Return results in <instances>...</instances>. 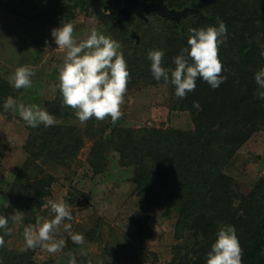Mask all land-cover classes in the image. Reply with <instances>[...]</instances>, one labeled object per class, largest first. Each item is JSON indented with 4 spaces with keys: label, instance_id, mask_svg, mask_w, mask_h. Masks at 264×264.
<instances>
[{
    "label": "trees",
    "instance_id": "16d2710c",
    "mask_svg": "<svg viewBox=\"0 0 264 264\" xmlns=\"http://www.w3.org/2000/svg\"><path fill=\"white\" fill-rule=\"evenodd\" d=\"M97 1L99 7L92 0H0V9L12 14L41 12L47 17V22L56 26L63 21L75 22L79 10L94 11L108 18L111 30L114 28L115 33L119 31L122 42L130 44L131 41L133 45L142 47L130 34L132 30H137L135 21L140 18L132 13L126 19L107 0ZM164 2L169 8L192 7L195 12L181 17L180 21L147 12L148 21L143 20V24H159L153 25L158 34L139 54H132L131 47L127 48L128 57L137 61L127 64L130 77L141 74L154 83H165L163 79H154L148 52L163 50V66L174 69V58L188 47L190 29L218 27V20H222L227 34L220 45L219 58L226 80L213 89L198 78L195 90L186 98H180L189 109L193 128L152 127L137 130L116 126L107 138L108 125L86 127L93 132L94 140L88 161L93 171L100 173L105 169L107 152L114 150L120 154V164L137 166L140 180L134 182V195L146 205L153 204L165 217H174L177 238L186 233L194 237L197 247L194 253L198 256L194 264H207V253L222 226L239 229L242 224L250 227L246 238L241 237L239 241L245 246L243 264H264V174L252 190L243 195L231 188L235 179L226 173L239 149L255 133L264 131V99L256 95L264 89L254 79L255 74L264 68V0ZM105 11L109 12L108 16ZM137 32L139 34V30ZM14 91L7 79L0 78V110L4 109L9 96H16ZM197 104L198 107L195 106ZM44 108L56 117L77 118L74 110L63 105L60 91L55 99L45 103ZM28 128L30 134L25 144L28 161L17 174L8 192L7 203L0 207V215L11 216L20 211L23 223L34 225L38 215L46 210L42 208L55 180L54 175L45 170V165L70 168L82 147L83 138L78 133L81 130L73 124L48 127L40 124L36 128ZM140 207L145 208L141 203ZM134 220L138 231L144 228L152 231L147 219L139 221L135 217ZM12 223L9 220L10 228ZM3 232L0 229V234ZM7 237L5 246L0 248L3 264H55L37 261L36 248L9 249ZM111 262L117 264L115 256Z\"/></svg>",
    "mask_w": 264,
    "mask_h": 264
},
{
    "label": "rangeland",
    "instance_id": "374dc122",
    "mask_svg": "<svg viewBox=\"0 0 264 264\" xmlns=\"http://www.w3.org/2000/svg\"><path fill=\"white\" fill-rule=\"evenodd\" d=\"M92 3L99 7L97 0H92ZM77 13L73 22V36L77 42L86 39L95 29L120 43L119 51L123 53L127 64L129 61L137 62L134 57H128L129 46L132 54H139L158 34L154 26L159 24H143L145 20L141 18V21H135L141 35L142 47H138L131 41L130 44L122 42L119 31L115 33L114 28L111 30L107 17L94 11L79 10ZM105 14L108 16L109 12L105 11ZM46 19L43 13L37 11L12 14L0 9V78L8 80L21 66H29L35 73L30 88L15 89L16 96H11L17 105L37 104L45 109V103L55 99L59 93L58 73L66 50L59 49L51 36V30L59 26ZM184 105L186 103L183 104L175 95V87L171 83H154L141 74H135L130 77L127 85L121 106L122 116L115 123L110 117L103 121L93 117L82 124L78 118L55 116V124L76 125L81 130L78 133L83 138V144L70 168L45 165V170L53 174L55 180L42 208L46 209L45 212L39 214L37 223L32 225L34 230L38 228L39 220L54 218L50 201L67 202L73 219L64 222L71 224L70 230L66 231L62 224L55 233L57 240L65 241L63 249L52 254L37 247V261L69 264V254L72 253L76 256L77 264H88L89 260L92 264H112L114 256L117 264H194L198 257L194 253L197 248L194 237L186 233L177 238L175 218L165 217L153 204L146 205L134 195L133 177L137 166L120 164V154L114 150L107 152L106 166L100 173H95L88 161L94 140L93 132L86 127L108 125L105 133L107 138H110L116 126L137 130L152 127L193 128L189 109ZM29 134V128L19 116L18 110H0V207L7 203L14 180L28 161L25 144ZM226 173L235 179L231 184L235 192L246 195L252 190L255 182L264 174V131L255 133L239 149L235 159L226 168ZM140 203L145 206L144 209ZM235 205L237 207L238 203ZM135 217L139 221L147 219L152 231L148 228L138 231ZM23 221L12 223L11 228L8 226L11 229L7 237L9 249L26 248L24 228L28 224ZM242 225L239 229L234 227L239 241L241 237L246 238L250 228ZM77 233L84 236L83 244H76L71 239V234ZM240 245L244 252L245 246Z\"/></svg>",
    "mask_w": 264,
    "mask_h": 264
},
{
    "label": "clouds",
    "instance_id": "9594fccd",
    "mask_svg": "<svg viewBox=\"0 0 264 264\" xmlns=\"http://www.w3.org/2000/svg\"><path fill=\"white\" fill-rule=\"evenodd\" d=\"M73 33L72 22L63 21L59 27L51 30V36L58 48L66 50L63 65L58 73V88L63 97V105L74 110L82 124L93 117L99 121L110 117L115 123L122 116L121 106L130 81L127 62L119 51L121 45L95 29L80 42H77ZM226 34L227 27L222 20H218V27L190 29L188 47L183 48L174 58V69L163 66V50H150L148 59L154 79H163L166 84L174 85L175 95L181 99L195 90L198 78H202L211 88H218L226 80L222 75L223 64L219 58V48ZM34 75L31 67L21 66L8 80L15 89L30 88ZM254 79L256 84L264 89V68L255 74ZM256 95L264 99V91H259ZM195 106L198 107V104ZM4 109L18 110L19 116L32 128L40 124L45 127L53 126L56 123V117L40 105H17V101L11 96L5 100ZM50 204L54 218L39 220L35 230L32 225L24 228L27 249L41 247L55 254L65 246V241L57 240L55 233L62 224L66 231L70 230L71 224L64 223L73 219L70 205L64 200L50 201ZM22 219L23 213L20 211H15L11 216L0 215V229L4 230L3 234H0V248L5 246V236L11 234V229L8 228L9 220L20 223ZM71 239L76 244L84 243L82 234H71ZM69 255V264H77L75 254ZM242 258L243 249L234 226H222L207 253V264H243ZM0 264H3L2 260ZM88 264H92L91 260Z\"/></svg>",
    "mask_w": 264,
    "mask_h": 264
},
{
    "label": "water",
    "instance_id": "95a60500",
    "mask_svg": "<svg viewBox=\"0 0 264 264\" xmlns=\"http://www.w3.org/2000/svg\"><path fill=\"white\" fill-rule=\"evenodd\" d=\"M107 3L111 7L121 13L126 19H128L132 13L137 17L148 21L146 12H150L153 15H159L164 18L175 19L177 21L181 20V17H185L189 14H194V9L192 7H184L182 9L169 8L164 0L157 1H141V0H107ZM131 36L136 39V44L140 43V35L136 30L131 31ZM25 46V41H23ZM134 180H140V174L138 169L134 170Z\"/></svg>",
    "mask_w": 264,
    "mask_h": 264
}]
</instances>
